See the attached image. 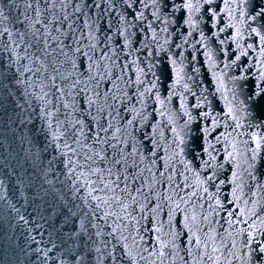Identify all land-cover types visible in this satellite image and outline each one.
I'll list each match as a JSON object with an SVG mask.
<instances>
[{
    "label": "water",
    "instance_id": "1",
    "mask_svg": "<svg viewBox=\"0 0 264 264\" xmlns=\"http://www.w3.org/2000/svg\"><path fill=\"white\" fill-rule=\"evenodd\" d=\"M0 264H264V0H0Z\"/></svg>",
    "mask_w": 264,
    "mask_h": 264
}]
</instances>
